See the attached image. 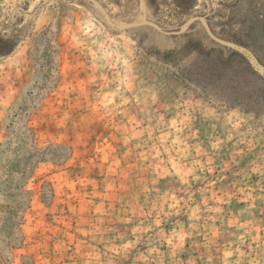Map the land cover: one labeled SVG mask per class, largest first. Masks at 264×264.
<instances>
[{
  "label": "rangeland",
  "instance_id": "374dc122",
  "mask_svg": "<svg viewBox=\"0 0 264 264\" xmlns=\"http://www.w3.org/2000/svg\"><path fill=\"white\" fill-rule=\"evenodd\" d=\"M0 40V264H264V0H0Z\"/></svg>",
  "mask_w": 264,
  "mask_h": 264
},
{
  "label": "trees",
  "instance_id": "16d2710c",
  "mask_svg": "<svg viewBox=\"0 0 264 264\" xmlns=\"http://www.w3.org/2000/svg\"><path fill=\"white\" fill-rule=\"evenodd\" d=\"M6 44V42L5 41H2V40H0V55L1 54H4L5 52H3V51H5V50H3V49H5L4 48V45ZM12 50V47H10L8 50H6V51H11ZM204 55V54H203ZM232 55H237L236 53H231L230 54V56H232ZM220 63V62H219ZM220 64H222V63H220ZM263 77V81H264V76H262Z\"/></svg>",
  "mask_w": 264,
  "mask_h": 264
}]
</instances>
